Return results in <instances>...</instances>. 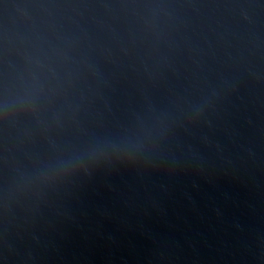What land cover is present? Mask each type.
I'll return each mask as SVG.
<instances>
[{
    "label": "water",
    "instance_id": "water-1",
    "mask_svg": "<svg viewBox=\"0 0 264 264\" xmlns=\"http://www.w3.org/2000/svg\"><path fill=\"white\" fill-rule=\"evenodd\" d=\"M0 264H264V0H0Z\"/></svg>",
    "mask_w": 264,
    "mask_h": 264
}]
</instances>
